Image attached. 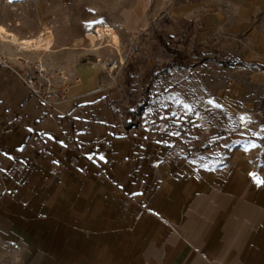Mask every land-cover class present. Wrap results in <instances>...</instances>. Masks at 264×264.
<instances>
[{"label":"crops","instance_id":"1","mask_svg":"<svg viewBox=\"0 0 264 264\" xmlns=\"http://www.w3.org/2000/svg\"><path fill=\"white\" fill-rule=\"evenodd\" d=\"M35 3L17 5L22 20ZM42 19L18 28L17 18L13 28L34 38ZM95 29L57 49L49 29L55 39L46 31L39 48L19 51L56 77L57 92L68 84L53 106L0 67V237L45 253L47 264H264V183L243 166L195 170L151 139L144 121L136 132L121 124L109 80L79 51L104 50Z\"/></svg>","mask_w":264,"mask_h":264},{"label":"rangeland","instance_id":"2","mask_svg":"<svg viewBox=\"0 0 264 264\" xmlns=\"http://www.w3.org/2000/svg\"><path fill=\"white\" fill-rule=\"evenodd\" d=\"M258 3L257 11H251L237 0H36L30 9L32 17L26 21L18 15L19 9L4 6L0 27L12 22L7 30L27 37L13 28L18 23L14 19L23 28L44 17L32 33L53 31L55 49L61 40L73 41L96 27L97 46H101L99 26L115 28L121 40L119 52L107 42L100 52L79 51L84 59L98 64L109 80V89L118 98L117 110L124 116L121 124L130 122L136 132L142 124L140 112L128 113L136 103L142 104L148 136L169 148L177 162L192 163L198 171L230 172L243 166L257 182V173L264 168V0ZM191 18L198 21L191 22ZM40 34L23 40L34 42ZM160 36L190 39L189 47L181 50L192 58L197 51L198 61L192 60L198 65L159 71L174 58ZM52 48L43 53L50 54ZM220 60L246 65L226 66ZM145 78H152L147 92ZM155 103L170 107L180 120L189 122V134L178 137V129L165 131L164 119L158 130H152L150 114ZM46 257L31 253L28 245L20 248L12 239L0 237V264H47Z\"/></svg>","mask_w":264,"mask_h":264},{"label":"trees","instance_id":"3","mask_svg":"<svg viewBox=\"0 0 264 264\" xmlns=\"http://www.w3.org/2000/svg\"><path fill=\"white\" fill-rule=\"evenodd\" d=\"M187 37H179V38H175L173 36H168L167 40L163 37H159L158 39L160 40V42L162 43L163 47L174 56L173 60L169 63L166 64L163 68L158 69L159 71H166L167 69H172V68H176V67H180V68H193L195 66H197V62L193 63L192 59L196 58V61H198L197 58H199V53H197V51L193 52V58L191 57V54H189L186 51H182L181 49H185L189 47L190 39H185ZM219 63L224 64L226 66H245L246 64L243 61L238 62L237 64H235L234 60H230V61H224V60H220ZM129 77L132 79L133 76L132 74L129 75ZM151 80L152 78H145L143 80V87L145 92H147L149 90L150 84H151ZM152 109H151V117L153 119V122L151 124V127H155V128H159L160 126V119H164V121L167 123V127L165 128V131L173 133L174 129H178L179 133H178V137H183L184 135L189 134V132L191 131V124L189 122H185L180 120L176 114H173L172 110L170 107H162L158 104H154L151 105ZM140 112V116H139V121L140 123H142V121H144L143 115H142V104L136 103L134 106V109L132 111H130L128 113V115L133 116L134 113H138ZM164 116V118H161L160 116ZM132 124H130V122H128L127 126H130Z\"/></svg>","mask_w":264,"mask_h":264},{"label":"built area","instance_id":"4","mask_svg":"<svg viewBox=\"0 0 264 264\" xmlns=\"http://www.w3.org/2000/svg\"><path fill=\"white\" fill-rule=\"evenodd\" d=\"M23 1L26 0H0V20L4 6H9L12 10L16 11L18 9L17 5ZM0 43H2L1 36ZM16 53L21 54L22 52L17 51ZM12 60L13 62L18 63L17 66L23 64L25 67H27L25 69L28 74L23 73L22 68L14 66L16 64L12 65L13 63L9 62L11 61L10 58L6 57V55L3 56L0 51V67L13 72L19 78V80L29 88L31 94L40 103L53 106V103L56 99H66L65 96L68 91V84H64L62 93L57 92L55 90V76L51 75L49 71L45 69L41 61L33 62L32 60L25 59L22 56H18L14 59L12 58ZM60 77L62 78V74H60ZM64 80H66V78H64Z\"/></svg>","mask_w":264,"mask_h":264},{"label":"bare ground","instance_id":"5","mask_svg":"<svg viewBox=\"0 0 264 264\" xmlns=\"http://www.w3.org/2000/svg\"><path fill=\"white\" fill-rule=\"evenodd\" d=\"M105 26L106 27H100L99 37L101 39V46L98 45L96 49H99V50L102 49V45H104V43L106 44L107 42L109 45L114 47V49L118 50L119 52L120 51L119 46H120L121 40L117 32L114 29L110 28L109 26L107 25ZM0 36H1V41L3 44L8 43L12 46H15V48H19L20 50H23V51H27V50L31 51L32 48H39L40 44H42V42L46 38H48L47 33L43 32L35 40H33L34 42H31V41L23 40L17 37L16 35L9 32L4 27H0Z\"/></svg>","mask_w":264,"mask_h":264},{"label":"snow or ice","instance_id":"6","mask_svg":"<svg viewBox=\"0 0 264 264\" xmlns=\"http://www.w3.org/2000/svg\"><path fill=\"white\" fill-rule=\"evenodd\" d=\"M94 23H103V21L101 20V21H95ZM210 103H211V101H210ZM241 119H243V118H241ZM101 158H103V157H101ZM258 183H264V180H258L257 181Z\"/></svg>","mask_w":264,"mask_h":264}]
</instances>
